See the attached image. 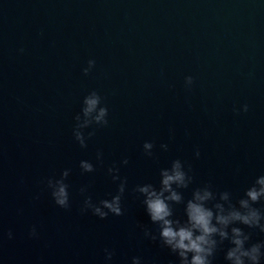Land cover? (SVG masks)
<instances>
[{
	"label": "clouds",
	"instance_id": "9594fccd",
	"mask_svg": "<svg viewBox=\"0 0 264 264\" xmlns=\"http://www.w3.org/2000/svg\"><path fill=\"white\" fill-rule=\"evenodd\" d=\"M95 66L94 60L88 61V67L83 69L85 75ZM194 83L192 76L185 77V86ZM102 98L96 91H91L83 99L81 113L75 116L76 125L73 136L80 146L86 147L84 129L92 125L107 126L109 121L108 108L102 106ZM243 111L248 106H243ZM94 133L89 132L90 138ZM160 147L167 150V144ZM154 144L146 141L143 144L145 155H153ZM199 151L196 155L199 156ZM102 159V153H97V160ZM124 165L127 159L122 161ZM81 170L86 173L95 171L94 165L87 160L80 161ZM70 170H64L59 178H49L47 187L54 203L67 209L70 206L69 185L66 180ZM113 182L119 181L115 194L110 199H100L94 202L91 196H86L82 212L91 213L100 219L124 215L122 204L126 191L127 179L121 178L116 166L107 169ZM191 169H186L180 159L171 162L170 167L162 168L159 172V187L152 183L137 185L134 189L141 197L145 211L152 224L158 228L157 233L145 229V237L152 241L159 240L160 244L169 249L177 257L178 264H213L218 250L225 241L230 245L224 251L227 264H262L264 262V240L251 242L252 231L264 233V174L255 178L252 184L243 190V195L233 202L230 191H216L211 184H203L192 189L191 198L185 200L183 191L193 184ZM86 189L82 188L83 194ZM184 205V219L176 218L174 205ZM259 204L261 207H257ZM241 225L243 227H241ZM30 235H37L35 227ZM9 239L12 233H8ZM105 261L111 262L114 251L105 249ZM131 264H143L139 256L132 257Z\"/></svg>",
	"mask_w": 264,
	"mask_h": 264
}]
</instances>
